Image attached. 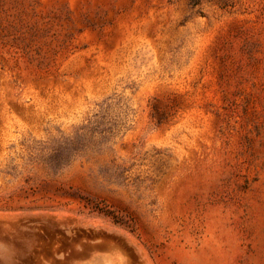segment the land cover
I'll return each instance as SVG.
<instances>
[{
	"label": "rangeland",
	"instance_id": "1",
	"mask_svg": "<svg viewBox=\"0 0 264 264\" xmlns=\"http://www.w3.org/2000/svg\"><path fill=\"white\" fill-rule=\"evenodd\" d=\"M113 263L264 264V0H0V264Z\"/></svg>",
	"mask_w": 264,
	"mask_h": 264
},
{
	"label": "bare ground",
	"instance_id": "2",
	"mask_svg": "<svg viewBox=\"0 0 264 264\" xmlns=\"http://www.w3.org/2000/svg\"><path fill=\"white\" fill-rule=\"evenodd\" d=\"M122 260V259H121ZM119 261V260H118ZM120 262V261H119ZM119 262H117V263H119ZM114 264V263H113ZM116 264V263H115ZM122 264V263H121Z\"/></svg>",
	"mask_w": 264,
	"mask_h": 264
}]
</instances>
